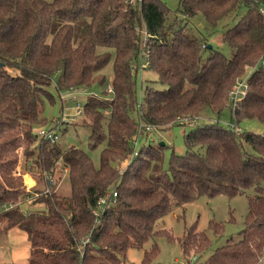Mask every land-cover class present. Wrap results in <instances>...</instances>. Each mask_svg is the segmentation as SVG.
<instances>
[{
    "label": "trees",
    "instance_id": "obj_1",
    "mask_svg": "<svg viewBox=\"0 0 264 264\" xmlns=\"http://www.w3.org/2000/svg\"><path fill=\"white\" fill-rule=\"evenodd\" d=\"M178 11L182 19L163 0H142L140 7L125 0H0V204L13 206L0 215L6 229L27 233L28 264H126L130 248L169 234L155 227L175 207L248 188L256 195L249 199L240 239L217 247L206 264H256L264 256V133L238 135L219 123L193 126L185 132L186 151L172 149L167 167L169 146L131 143L144 131L141 122L183 126L202 112L221 117L228 111L238 125L248 120L264 125V0H179ZM198 14L209 35L239 16L221 32L232 57L210 45L208 35L186 30L183 22ZM144 27L148 38L142 46ZM110 59L113 98L84 105L92 120V146L107 143L96 167L79 147L60 150L39 139L35 126L46 124L39 107L43 99H54L49 89L54 76L59 91L100 85L105 81L100 71ZM143 59L165 87L141 82L139 93ZM249 68V89L233 109L226 104L228 92ZM130 155L120 171L117 164ZM64 166L69 194L52 189L35 196L24 185L22 172L37 170L46 186L45 175ZM112 189L117 197L95 215ZM30 198L45 209L24 211L20 203ZM211 226L221 235L222 224ZM211 245L196 223L181 242L189 256ZM155 247L156 242L152 252Z\"/></svg>",
    "mask_w": 264,
    "mask_h": 264
},
{
    "label": "rangeland",
    "instance_id": "obj_2",
    "mask_svg": "<svg viewBox=\"0 0 264 264\" xmlns=\"http://www.w3.org/2000/svg\"><path fill=\"white\" fill-rule=\"evenodd\" d=\"M163 1L176 13L179 19L184 17V14L178 11L179 0ZM237 18L234 21L229 20V24L223 23L220 25L219 32L215 34L213 33L212 35L208 34L209 26L202 14L188 17L183 23L187 22L186 30L189 32L192 31L191 33L195 36L202 37L208 35L207 38L209 44L219 48L230 58L232 57L233 49L222 41L221 32H223L228 26H231ZM143 44L144 40L141 42V45ZM146 62L147 61L143 59L141 61L142 66L140 65L137 71L139 93L141 82L144 87L147 85L158 89L165 87L157 81L155 73ZM143 64L145 66H143ZM251 71L252 68L247 69L243 77L247 76ZM100 72L105 76L104 83L100 85L93 84L89 87H79L70 90L63 89L60 91L57 90L55 86L57 75L54 76L52 84L49 86V89L54 94V99L53 101L43 99L39 107L41 116L46 118V124L35 126L36 132L40 127L58 125L59 138L55 143L57 148L65 150L71 146L79 147L90 155L96 167L100 166L101 152L107 144L106 141L97 143V146L95 147L92 146L90 138L92 134V126L90 123L92 120L86 112L84 116H82V114L77 115V117L81 119L77 122H71L69 119L70 116L76 115L77 104L83 109L89 99L95 98L104 102L110 101L113 98V95L107 91L108 85L111 84L113 80V59H110ZM227 101L228 99L226 100V104ZM107 111H110V109ZM107 111L104 110V113H107ZM63 115L66 117L65 122L61 121ZM204 118L206 119L203 120ZM229 122H231V115L228 111H226L221 117L216 114L209 115L206 114V112H202L193 120H185L183 126L173 125L166 128L165 126L159 127L152 125L153 131L150 133L152 135L144 134L146 133L144 131H139V133L142 132L141 135L139 134V140H131V143L133 142L132 145L136 148L141 145L143 146L144 143H146V146H150L163 142L169 146L166 148L164 155V165L167 167L172 149L177 153H183L186 151L185 132H188L190 128L205 123H219L220 125L227 126ZM233 124L235 130L240 132L236 133L238 135L243 133L242 130H252L256 133H264V125L260 124L258 121L248 120L238 125L235 119H233ZM131 157L132 155L117 164L120 171L127 167L131 161ZM20 165H22V163ZM29 173H31L35 179V184H37L35 185L36 188H39L42 191L45 187V183L39 179L38 171L32 170ZM54 178L56 183L54 184L55 186L53 185V191H57L60 195L69 194L70 187L67 173L64 171H57ZM31 181L32 180L29 181V184ZM24 185L27 188L26 182H24ZM41 191L36 192V194L41 193ZM255 195L256 191L254 188H248L243 193L236 196L231 197L225 194H218L210 197L203 195L196 201L189 202L181 207H175L170 213L160 219L155 227V229H166L169 234H159L154 239L151 238L145 242L143 247L130 248L127 251L126 264H206L207 259L217 247L226 244L228 241L240 239L249 210V199ZM36 208V211H43L45 209L39 207ZM212 221L223 225L221 235H216L214 233L211 226ZM195 223L197 224V230L199 232H204L212 240V245L203 252H199L197 249L192 250V253L189 256L184 253L181 242L187 234L188 229ZM5 226L6 224L1 220L0 215V264H28L30 244L27 233L17 227L6 229ZM171 235L173 237H171ZM154 242H156V247L152 252ZM146 251L151 252L148 258L145 257Z\"/></svg>",
    "mask_w": 264,
    "mask_h": 264
},
{
    "label": "built area",
    "instance_id": "obj_3",
    "mask_svg": "<svg viewBox=\"0 0 264 264\" xmlns=\"http://www.w3.org/2000/svg\"><path fill=\"white\" fill-rule=\"evenodd\" d=\"M125 2L130 7H140V5L142 4V0H125ZM263 14H264V11H263ZM139 31L141 34V42L144 40V44H145V42L148 38V34L146 32L145 27L141 30L139 29ZM146 63L148 65V62H146ZM141 66H142V64H141ZM143 66H145V65L143 64ZM248 75H250V73ZM248 75L238 79L235 82V84L231 87V89L229 90L228 101H227V105L229 107L234 109L235 106L246 96V93L249 89L248 88ZM107 91H108V93H111L112 95L114 94V88H113L112 83L108 85ZM78 114H82V116H84L85 106L83 107V109H81L79 104H77V113H76V115L70 116L69 120L71 122H77V121L81 120L79 117H77ZM65 120H66V117H65V115H63L61 121L65 122ZM185 120H187V119H185ZM216 121H219V120H216ZM227 125L230 126L236 133H240V132H237L235 130L233 120H231V122H229ZM140 129H142V130H144V132L150 134L153 131V126L150 124H146V123L141 122L140 123ZM36 135L39 139H41L43 141H46L50 144H55L59 138L58 125L57 126L40 127L36 131ZM134 141H137V140H134ZM57 165L60 166V163L57 162ZM63 171L67 173L68 167L64 166ZM54 176L55 175L53 173L45 175V179H46L45 189L41 193H37L36 196H39L40 194H48L52 191V187L56 183ZM117 194H118L117 190L112 189L108 193L107 197L101 198V200L98 203V207L94 208V210H93L95 215H99L101 210L104 209V206L109 202V200L115 199L117 197ZM11 207H13L11 203H2V204H0V212L3 210H8ZM256 264H264V256L260 257Z\"/></svg>",
    "mask_w": 264,
    "mask_h": 264
},
{
    "label": "crops",
    "instance_id": "obj_4",
    "mask_svg": "<svg viewBox=\"0 0 264 264\" xmlns=\"http://www.w3.org/2000/svg\"><path fill=\"white\" fill-rule=\"evenodd\" d=\"M26 176H29V179L32 180L30 184L27 183V178H26ZM23 180H24V182H26V184H27V190H30V191L33 190L32 192H33L34 195L36 196V192H37V190H36V186H35V185H37V184H35V183H36V182H35V179H34L33 176L31 175V173H29V172H24V173H23ZM34 190H35V192H34ZM20 205H21V208H22L24 211H36V209H37L36 207L44 208V205L35 202L34 198H30V199H27V200H25V201H22V202L20 203Z\"/></svg>",
    "mask_w": 264,
    "mask_h": 264
},
{
    "label": "water",
    "instance_id": "obj_5",
    "mask_svg": "<svg viewBox=\"0 0 264 264\" xmlns=\"http://www.w3.org/2000/svg\"><path fill=\"white\" fill-rule=\"evenodd\" d=\"M162 144H164L163 142H161Z\"/></svg>",
    "mask_w": 264,
    "mask_h": 264
}]
</instances>
